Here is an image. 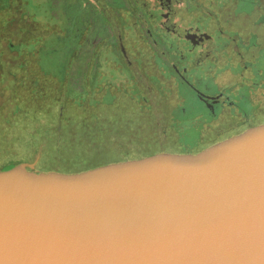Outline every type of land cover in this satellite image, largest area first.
<instances>
[{
  "label": "water",
  "instance_id": "1",
  "mask_svg": "<svg viewBox=\"0 0 264 264\" xmlns=\"http://www.w3.org/2000/svg\"><path fill=\"white\" fill-rule=\"evenodd\" d=\"M38 158L0 168V264H264V127L78 175Z\"/></svg>",
  "mask_w": 264,
  "mask_h": 264
},
{
  "label": "rangeland",
  "instance_id": "2",
  "mask_svg": "<svg viewBox=\"0 0 264 264\" xmlns=\"http://www.w3.org/2000/svg\"><path fill=\"white\" fill-rule=\"evenodd\" d=\"M81 5L79 0H0V162L29 155L33 143L40 146L34 171L46 175H78L136 157L177 156L174 135L163 132V105L151 101L146 112L143 102V85L162 97L169 94L166 75L141 56L138 84L116 71L98 41L81 48L73 44L75 28L65 24L76 21L78 9L84 13ZM251 5L264 20V0ZM257 52L247 67L264 72V42Z\"/></svg>",
  "mask_w": 264,
  "mask_h": 264
},
{
  "label": "flooded vegetation",
  "instance_id": "3",
  "mask_svg": "<svg viewBox=\"0 0 264 264\" xmlns=\"http://www.w3.org/2000/svg\"><path fill=\"white\" fill-rule=\"evenodd\" d=\"M79 1L84 13L78 9L76 21L65 24L75 28L73 44L98 41L116 71L138 84L141 56L166 75L169 94L162 97L143 85V102L146 112L151 101L163 105L167 133L184 142L177 145L178 155H203L264 127V72L247 67L264 42V20L252 0Z\"/></svg>",
  "mask_w": 264,
  "mask_h": 264
},
{
  "label": "trees",
  "instance_id": "4",
  "mask_svg": "<svg viewBox=\"0 0 264 264\" xmlns=\"http://www.w3.org/2000/svg\"><path fill=\"white\" fill-rule=\"evenodd\" d=\"M150 108H151V107H149L148 111H150ZM164 126H166V125L164 124ZM168 128H169V127H168ZM170 129H171L172 131H174L173 128H172V126H170ZM165 131H167V129H166V127H163V132H165ZM176 132H177V131H176ZM176 132H175V133H176ZM175 143H176V145H180V146H182V144L184 143L183 140H182V137H181L180 135H178V134H177V137H176ZM39 150H40V146H39L37 143H33V144H32V149L30 150L29 155H27V156H30L31 159H33L35 153H36L37 151H39ZM27 156H22V155H21V156H18V155H17V156H16V155H11L10 158H9L7 161L0 162V168L6 166L7 164L28 162V157H27ZM145 157H147V156H145ZM141 158H144V156H143V157H138V158H137V157H136V158H131V159H129V160L134 161V160H139V159H141ZM126 160H127V159H126ZM27 171H28V170H27Z\"/></svg>",
  "mask_w": 264,
  "mask_h": 264
}]
</instances>
